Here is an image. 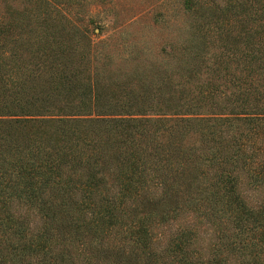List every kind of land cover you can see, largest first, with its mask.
Here are the masks:
<instances>
[{"label":"trees","instance_id":"trees-1","mask_svg":"<svg viewBox=\"0 0 264 264\" xmlns=\"http://www.w3.org/2000/svg\"><path fill=\"white\" fill-rule=\"evenodd\" d=\"M117 12L0 0V264H264V0Z\"/></svg>","mask_w":264,"mask_h":264},{"label":"rangeland","instance_id":"rangeland-1","mask_svg":"<svg viewBox=\"0 0 264 264\" xmlns=\"http://www.w3.org/2000/svg\"><path fill=\"white\" fill-rule=\"evenodd\" d=\"M96 0H91V2ZM173 0H115V5L118 9V25L124 26V34L129 33V38L132 40V30H136L143 36L148 38L152 42L159 41L162 34L157 31L158 26H154L155 15L158 13H163L168 9ZM108 5H100L94 3L87 7V13H91L94 16L95 21H99L102 25L109 23L111 15L105 12ZM129 20H133L132 23H128ZM106 25V24H105ZM148 26L153 27L149 32ZM91 28V26H90ZM37 221V220H36ZM193 223L190 219H184L180 221V224ZM176 224H172L174 229ZM197 246L201 250H206L213 240V232L209 225L198 224L197 225ZM169 231V230H168ZM168 233V232H165Z\"/></svg>","mask_w":264,"mask_h":264}]
</instances>
